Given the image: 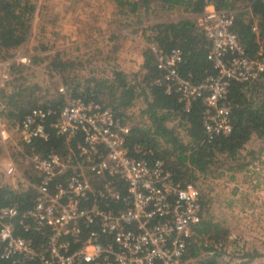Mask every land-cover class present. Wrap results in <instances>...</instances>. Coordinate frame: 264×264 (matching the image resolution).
I'll list each match as a JSON object with an SVG mask.
<instances>
[{"label": "built area", "instance_id": "2783aa9c", "mask_svg": "<svg viewBox=\"0 0 264 264\" xmlns=\"http://www.w3.org/2000/svg\"><path fill=\"white\" fill-rule=\"evenodd\" d=\"M246 1L247 8L264 3ZM184 13L210 40L207 58L213 71L194 81L179 69L181 47L150 42L146 45L161 74L139 85L147 95L154 84L163 85L165 93L177 95L185 112L201 100L203 138L212 140L232 130L226 102L231 83L263 78L264 48L255 56L246 52L233 30L235 9H219L206 0L201 13ZM108 61L111 74L115 60ZM11 62L0 58L6 69ZM58 90L64 94L62 103L35 105L14 121L17 155L0 162V184L32 189L34 196L21 212L15 201L0 205V259L11 264H196L188 252L189 239L202 220L205 194L199 179L206 175L177 177L155 146L130 141L132 122L125 114L67 95L62 84ZM144 105L142 95L126 113L148 127L149 120L139 115ZM183 122L177 132L187 140L188 123ZM52 133L65 137L64 153L55 147L25 150L24 145L48 140ZM3 177H17L20 184H8Z\"/></svg>", "mask_w": 264, "mask_h": 264}, {"label": "trees", "instance_id": "16d2710c", "mask_svg": "<svg viewBox=\"0 0 264 264\" xmlns=\"http://www.w3.org/2000/svg\"><path fill=\"white\" fill-rule=\"evenodd\" d=\"M115 1L120 12L125 14L135 13L140 8L148 13L152 3L158 4L163 9L180 7L184 12L201 13L206 4V0ZM212 1L216 8L236 10L233 30L246 52L251 56L257 55L259 47L263 45L264 48V3L256 1L247 8L246 0ZM32 10L33 2L28 0H0L1 59H11L13 51L27 39ZM143 35L147 43L155 42L166 49L172 46L181 47L183 60L179 64V69L185 76L190 74L192 80L199 81L213 71L212 61L207 58L210 40L192 20L187 18L156 20L143 28ZM142 56L141 67L131 78H128L123 69H117L115 66L111 69V74H107L105 64L101 65L102 70H97V64L93 63L94 59L92 60L94 56L70 58L55 51L46 62L48 70L59 76L67 95L96 100L103 105L111 106L117 114H125L132 122L130 141H141L155 146L158 154L166 160L179 178L193 179L198 174H216V170L223 163L233 159L237 162L241 161L244 156L240 155V151L252 135L257 136L264 144V75L257 82L231 83L226 102L231 109L232 130L227 135L206 140L203 138L201 100L195 101L191 111L185 112L177 100V95L165 93L163 85L154 84L150 87V95H147L139 85L140 82L160 75L161 71L156 67L155 57L148 45L144 47ZM110 58L111 54L102 59L108 61ZM22 66L21 63H17L15 68ZM138 77L140 80L137 79ZM0 93L8 106H16V111L13 110L10 114L17 119L35 105L44 106L51 103L57 106L64 101V94L58 88L42 102H37L41 94L33 88L28 93L26 88H17L9 95L3 90ZM16 95L21 97L20 104H15ZM142 95L145 105L140 108L139 115L149 120L148 127H144L134 120L133 115L126 113V108ZM176 118L178 121L171 123ZM184 119L188 123L187 140L180 137L177 132V127L184 124ZM66 144L64 136L52 133L48 140L36 138L24 145V148L28 153H32L46 152L50 147H55L64 153ZM241 165L239 162L237 165H231L230 168L238 169ZM33 196L32 189H13L7 184H0V205L15 201L21 212L32 204ZM204 198L202 220L195 226L196 233L189 239L188 252L196 259V264H217V256L224 252L225 230H222L220 223L211 215L206 214L207 195H204ZM202 250H205L203 256ZM244 254L247 259H251L258 252L246 251ZM0 264L11 263L0 259Z\"/></svg>", "mask_w": 264, "mask_h": 264}, {"label": "rangeland", "instance_id": "374dc122", "mask_svg": "<svg viewBox=\"0 0 264 264\" xmlns=\"http://www.w3.org/2000/svg\"><path fill=\"white\" fill-rule=\"evenodd\" d=\"M137 13H133L130 22L129 19L118 21L123 26L126 23L125 26L130 27L126 29L128 31L121 38L122 46H120H124L123 49L118 48L115 54L111 53L116 58L119 57L120 60H123L122 57H126V46H131L126 45L127 42H130V44L136 42L139 48L140 46L141 48L146 46L147 41L143 35V28L149 23L156 20L189 18L180 7L163 9L155 3H152L148 13H145L143 9H139ZM47 19L41 16L37 19L38 31L33 33L31 31L32 26L29 28L28 35L32 43L24 47L26 50L23 49L22 45L13 51L10 68L6 69L4 66H0V88L4 90L6 88L11 92L22 85L26 88L27 93L32 91L33 88L41 94L37 98V102H42L44 98L51 96L61 84L59 76L48 70L46 61L51 54L59 51L62 55L70 58L88 57L82 50L80 51L76 38H71V36L65 38V33H63L57 39V37L52 38L54 35L52 30H50L51 33H46L44 26L47 24ZM66 41L69 45L65 44ZM92 53L95 52L92 51L90 54L92 55ZM29 54L30 58H34L32 64L31 62L28 63L29 59L26 57ZM136 55L141 59L139 50L132 53L131 61L135 63L138 62ZM94 56L96 57V54ZM23 57H25L24 61L21 60ZM106 62V60L99 59V57L93 60V63L97 64V70H102V64ZM17 63L24 64V66L16 69ZM125 72L128 78H131L136 71L128 69ZM4 73H6V76ZM7 81H10L8 83L9 88L6 87ZM13 141H10L9 145L6 146V153L13 155L16 152L17 155ZM0 148L1 150L4 149L3 146H0ZM12 151L14 152L12 153ZM240 155L244 156L241 161L237 162L233 159V161L225 162L218 167L216 174L209 173L201 180L199 179L203 192L208 198L206 214L211 215L215 221L220 223L222 230H225L224 252L217 256L216 262L217 264H264V144L257 136L252 135L240 151ZM0 162L5 161L0 158ZM239 162L242 164L240 168H230L231 165H237ZM195 179H197V176ZM2 180L8 184L16 181L19 183L17 177L13 179L3 177ZM254 250L258 254L251 259H247L244 253ZM204 254L205 250H202V256Z\"/></svg>", "mask_w": 264, "mask_h": 264}, {"label": "crops", "instance_id": "0c3cea01", "mask_svg": "<svg viewBox=\"0 0 264 264\" xmlns=\"http://www.w3.org/2000/svg\"><path fill=\"white\" fill-rule=\"evenodd\" d=\"M27 1V0H23ZM33 2V10L31 17L32 32H36L39 30L38 20L39 17H45L47 19V24L44 26V31L46 33H51L50 30L54 33L52 38L57 37V39L65 33V38L71 36V38H76L80 51L86 55L91 53L92 51L96 54V57L103 58L104 56L110 55L118 50V48H122L121 38L127 32L128 26L125 23L120 24L118 21H126L129 19V22L132 21L133 13L125 14L121 13L118 4L115 0H28ZM41 2V4H39ZM143 9V8H140ZM138 12V11H137ZM135 12L136 14H138ZM137 17V16H136ZM120 19V20H118ZM42 27V26H41ZM55 30V31H54ZM43 31V33H45ZM29 34V32H28ZM77 34V36H76ZM32 37V36H31ZM67 40V39H66ZM26 43L20 44L17 48H20L23 45V49L25 46H29L32 42H30L29 35H27ZM28 43V44H27ZM68 42L66 41L65 44ZM126 45H131L129 47L126 46V57L120 60L119 57L111 55V58L115 57V67L119 69H124V71L136 70L138 67H141L142 63V52L144 48H140L137 46V43L134 42L130 44L127 42ZM64 45V44H63ZM69 45V44H67ZM121 45V46H120ZM56 47V46H55ZM58 47V46H57ZM56 47V48H57ZM115 49V50H114ZM142 49V51H141ZM136 50L140 51V58H138V62L135 63L131 61L132 53ZM90 51V52H89ZM115 51V52H114ZM108 53V54H107ZM91 55V56H92ZM102 55V56H101ZM25 56V55H23ZM29 59L28 63L33 61V57L30 58V54L26 55ZM95 57V56H94ZM124 62V63H123ZM25 63V62H22ZM98 63H100L98 61ZM30 64V63H29ZM24 66V64H22ZM27 67V66H25ZM7 81V88H9ZM2 84V83H1ZM19 88V87H17ZM16 88V89H17ZM20 88H24L21 85ZM3 90L5 93L9 95L13 94L16 90L9 92L8 89L0 88V91ZM16 103L20 104L21 97L18 95L15 96ZM16 106H8L4 97L0 93V146H3L4 149L1 150L0 158L5 162H9L12 157L15 158L16 152L12 151V154L6 153V146L9 145L10 141L19 140V136L17 132L14 131V122L17 117L10 114L11 111H16ZM2 154V155H1Z\"/></svg>", "mask_w": 264, "mask_h": 264}]
</instances>
